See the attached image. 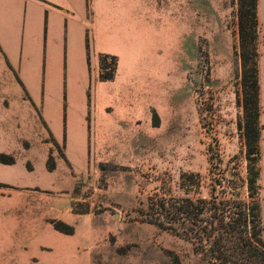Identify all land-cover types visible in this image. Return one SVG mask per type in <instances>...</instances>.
Returning a JSON list of instances; mask_svg holds the SVG:
<instances>
[{
  "label": "rangeland",
  "instance_id": "obj_1",
  "mask_svg": "<svg viewBox=\"0 0 264 264\" xmlns=\"http://www.w3.org/2000/svg\"><path fill=\"white\" fill-rule=\"evenodd\" d=\"M239 2H102L83 34L79 3L61 2L71 30L40 38L0 23V250L19 206L4 200L31 186L51 213L59 197L85 218L67 249L39 228L42 264H217L159 204L209 197L215 178L248 197L252 158L264 239V0L256 27L245 7L244 38Z\"/></svg>",
  "mask_w": 264,
  "mask_h": 264
},
{
  "label": "crops",
  "instance_id": "obj_2",
  "mask_svg": "<svg viewBox=\"0 0 264 264\" xmlns=\"http://www.w3.org/2000/svg\"><path fill=\"white\" fill-rule=\"evenodd\" d=\"M61 2H70L71 5L76 2L79 3V10H76V6L73 5L72 7L67 5V7L72 10L69 18L74 20L75 33L79 32V34H83L84 31L90 29V18L95 20L99 3L101 5L102 2H111L122 6V2L131 3L139 2V0H0V23L5 22L6 18H13V21H17V23H24L22 28L20 27L19 33H24V30L35 29V33H38L37 36L39 38L42 31L54 32L57 31V29H61V31L65 33L69 32V30H71L70 27L62 26L68 13ZM123 5L126 8V4L124 3ZM129 8H131L130 5L126 8L128 12L130 11ZM77 13L79 15H77ZM36 18L37 21H35ZM2 29L3 28L0 27V30ZM0 36H3V33ZM113 53L119 54L118 51H113ZM34 191L36 190H33L31 186L30 189L27 190H13L11 192H14V196L17 198H15L12 193H9L7 198H5L6 200H4V205L11 203L19 204L18 208H15L14 211L7 209L4 214L7 216L5 219L14 221L17 227V229L11 231L12 236L11 239H7L5 244L7 245L6 249L0 250V254L12 256V258L8 259V263L10 264H42V251L51 250V247L46 243L50 238L46 236V238L43 239V236H40L39 228H41V226H46L50 230H54L55 235L52 237L55 238L57 242L64 243L63 247L66 249L68 243L70 244V238H72L70 235H75L78 229L80 231L81 229L84 230L86 227L84 225V212L73 211L71 201L68 200V202L65 203L59 200V197H56L58 202L54 201V203L58 204L54 206L55 209H53L54 207L52 209L53 211L57 209V211L51 213L49 211L50 209L47 207V204H50L49 202H53L52 199H50L51 197L43 200L42 192L39 190L40 195L36 196L35 193H32ZM59 203L63 204L61 210H59ZM69 208L72 210L68 211ZM10 215L11 219L8 217ZM49 217L52 218V220L47 222L46 218ZM68 217L75 218L78 222H71V218L69 220ZM57 222L63 223L71 228L72 233H66L57 229ZM36 228L38 229L37 239L35 236L31 235L29 239L21 241L15 236L18 230L29 229L31 233V231H35ZM69 249L72 251V246Z\"/></svg>",
  "mask_w": 264,
  "mask_h": 264
},
{
  "label": "trees",
  "instance_id": "obj_3",
  "mask_svg": "<svg viewBox=\"0 0 264 264\" xmlns=\"http://www.w3.org/2000/svg\"><path fill=\"white\" fill-rule=\"evenodd\" d=\"M239 3L240 30L244 38L245 7H248L250 20L256 27L258 0H240ZM246 74L244 65L245 84ZM253 85L255 88L258 87L256 76ZM252 160L247 186L250 191L248 197L225 196L221 191L222 181L215 178L209 197L197 200L186 198L180 207L171 203L166 205L164 201L159 204L161 207L159 215H164L163 211H167V215H173L175 221H180L187 233H194L199 252L217 264H264L263 225L254 196L258 189L256 158ZM56 227L63 232L72 233V229L63 223L56 224Z\"/></svg>",
  "mask_w": 264,
  "mask_h": 264
}]
</instances>
